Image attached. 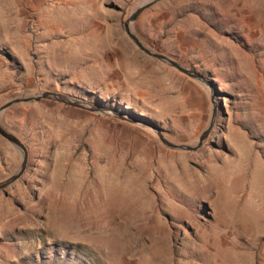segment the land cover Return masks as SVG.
<instances>
[{"label":"rangeland","instance_id":"rangeland-1","mask_svg":"<svg viewBox=\"0 0 264 264\" xmlns=\"http://www.w3.org/2000/svg\"><path fill=\"white\" fill-rule=\"evenodd\" d=\"M141 1L0 0V105L58 91L193 144L209 92L126 37ZM132 28L217 85L209 137L197 152L172 151L142 127L61 103L9 108L0 123L28 163L0 191V264H264V0H160ZM19 161L0 137V181ZM127 174L142 183L143 210L108 199L103 182L124 186Z\"/></svg>","mask_w":264,"mask_h":264},{"label":"water","instance_id":"water-1","mask_svg":"<svg viewBox=\"0 0 264 264\" xmlns=\"http://www.w3.org/2000/svg\"><path fill=\"white\" fill-rule=\"evenodd\" d=\"M159 1L160 0H142L140 3H138L127 16L123 24V30L130 42L145 56L176 70L177 72L188 77L189 79H191L201 87L205 88L209 92L211 103L210 118L208 123L198 136V139L193 144L188 145L181 143H173L164 137L162 128L151 122L140 120L139 117L132 116L130 114L125 113L124 111H120L115 108L105 107L101 104H94L83 98L61 93L58 91H38L29 95L22 94L20 96L9 99L0 105V116L9 108L20 103L39 102L41 100L53 101L77 109L85 110L97 115L115 118L117 120L127 122L134 126L142 127L152 133L157 139V141L168 150L179 152H197L204 145L215 125L218 109L219 107H221V102L220 104L218 102V97L220 96V93L218 91L217 85L214 84L212 80L207 79L194 69L188 68L171 59L170 57L146 46L141 41V39L134 33L132 27L133 23L136 21L138 16ZM0 137L4 141H6L10 146H12V148L19 155L20 159L19 165L16 170L0 181V191H5L13 184H15L25 173L28 163V152L23 143L15 135L6 130L1 123Z\"/></svg>","mask_w":264,"mask_h":264},{"label":"bare ground","instance_id":"bare-ground-1","mask_svg":"<svg viewBox=\"0 0 264 264\" xmlns=\"http://www.w3.org/2000/svg\"><path fill=\"white\" fill-rule=\"evenodd\" d=\"M241 142V141H240ZM240 146V145H239ZM241 149V148H240ZM240 151H242V150H240ZM243 152V151H242ZM61 156H63V155H61ZM60 158V157H59ZM58 158V159H59ZM62 159H64V157L62 158ZM66 159V158H65ZM70 159V158H69ZM56 160V159H55ZM68 160V159H67ZM62 161V160H61ZM65 161V160H64ZM63 162V161H62ZM74 162V161H73ZM72 162V163H73ZM57 163V162H56ZM58 163H60V162H58ZM75 164V163H74ZM76 165H77V163H76ZM61 166H63V165H61ZM61 166H60V164H57L56 165V172L53 170V172H55L56 173V175H55V177L54 176H52L53 178H54V182H57L58 181V179H61V178H59L58 176H59V174H60V170H62L61 169ZM79 166V165H78ZM65 167V166H64ZM63 167V168H64ZM67 167V166H66ZM53 168V167H52ZM55 168V167H54ZM69 168H70V166H69ZM75 168V167H74ZM76 168H78V167H76ZM81 168V167H80ZM68 170V169H67ZM66 169H65V171H67ZM78 170H81V169H78ZM77 170V171H78ZM72 171V170H71ZM76 171V170H75ZM81 172V171H80ZM64 173V172H63ZM69 174V173H68ZM173 174V173H172ZM179 174V173H178ZM79 175V174H78ZM61 176V175H60ZM73 176V178L72 179H69V180H71L69 183H67L66 182V184H65V186L68 188V189H73V188H76L77 187V183H78V179H77V177L75 176V175H72ZM72 176H70V178L72 177ZM51 177V178H52ZM63 177V176H62ZM84 177V176H83ZM50 178V179H51ZM52 178V179H53ZM82 178V177H81ZM180 178V177H179ZM50 179H48L49 180V183H50ZM51 179V180H52ZM125 179H127L126 180V182L125 183H127L126 185H121V184H119V183H116V185L115 184H112V185H110L111 184V182H110V184H108L107 183V181H105V182H103V183H105L104 185H105V188L106 189H108L109 190V192H110V196H111V198H108V199H112L113 201H115V202H121V203H123V204H126L127 206H129V207H138V208H140L141 210H143L144 209V206H145V202H142V200H141V198L143 197V195H144V192H143V188L141 187V185L140 184H142V183H140L139 184V180H138V178L136 177V175L134 176V175H131V174H127V175H125ZM181 179V178H180ZM68 180V181H69ZM82 180V179H81ZM182 180V179H181ZM64 181V180H63ZM113 181V180H112ZM124 181V180H123ZM81 183V182H80ZM145 183V182H144ZM185 182H183V184H184ZM119 184V185H118ZM50 185V184H49ZM186 185V184H185ZM189 185V184H188ZM191 185V184H190ZM189 185V186H190ZM104 188V187H103ZM102 188V189H103ZM147 188V187H146ZM151 189V188H150ZM104 191V190H103ZM151 191V190H150ZM145 192H147L146 190H145ZM104 193V192H103ZM108 193V192H107ZM145 196V195H144ZM150 196V195H149ZM107 200V199H106ZM112 200H110V201H112ZM112 203V202H111ZM112 205V204H111ZM122 205V204H121ZM175 206V205H174ZM128 209V208H127ZM158 219V218H157ZM159 220V219H158ZM163 225V224H162Z\"/></svg>","mask_w":264,"mask_h":264},{"label":"trees","instance_id":"trees-1","mask_svg":"<svg viewBox=\"0 0 264 264\" xmlns=\"http://www.w3.org/2000/svg\"><path fill=\"white\" fill-rule=\"evenodd\" d=\"M12 66L15 67V68H17V69L19 68V65L18 64H13Z\"/></svg>","mask_w":264,"mask_h":264}]
</instances>
